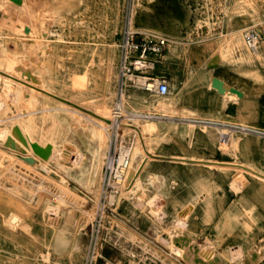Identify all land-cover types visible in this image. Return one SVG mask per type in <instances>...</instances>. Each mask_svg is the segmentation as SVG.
Returning <instances> with one entry per match:
<instances>
[{
  "label": "rangeland",
  "instance_id": "rangeland-1",
  "mask_svg": "<svg viewBox=\"0 0 264 264\" xmlns=\"http://www.w3.org/2000/svg\"><path fill=\"white\" fill-rule=\"evenodd\" d=\"M27 3L30 11L17 9L0 24V71L12 64L10 78L29 86L18 76L20 72L30 73L38 78L39 86L55 96L32 92L28 98L33 104L26 105L27 98L18 99L21 86L13 82L7 86V82L0 80V264H82L89 222L110 150L111 130L96 120L97 115L105 114L110 120L115 105L120 106L124 128L121 127V132L134 134L133 165L144 156L143 150L154 154L156 146L165 142L166 95L145 91L137 84L141 80L138 77L123 81L118 75L116 43L121 28L130 24L141 32L170 36L207 29L212 25L218 0H27ZM8 5V0H0V9L5 10ZM160 58L152 75L163 79ZM60 99L87 111L63 104ZM133 113L151 119L126 120L125 115ZM13 122L22 123L25 129L29 128L27 123L36 126L35 138L46 133L47 142L51 140L48 131H60L61 136L54 139L55 148L60 151L66 147L69 158H64L61 165L58 151L46 162L36 158L38 162L27 163L20 155L35 158L31 151L25 148L26 154H21L3 143L7 137L18 143L11 134ZM40 127L43 130H38ZM137 129L140 136L134 132ZM149 171L144 170L133 193L121 192L127 184L124 181L120 191L112 195L113 201L108 202L101 235L102 258L98 264H130L133 257L141 255L163 264H218L214 263L215 255L209 247L200 246L202 240H197V233L183 227L184 223H190L187 209L182 215L170 214V205L159 191L160 184L148 176ZM245 184L246 181L239 183ZM184 235L188 238L186 244L176 245L175 240ZM256 250L261 252L260 248ZM259 253L253 251L248 263H254Z\"/></svg>",
  "mask_w": 264,
  "mask_h": 264
},
{
  "label": "crops",
  "instance_id": "crops-1",
  "mask_svg": "<svg viewBox=\"0 0 264 264\" xmlns=\"http://www.w3.org/2000/svg\"><path fill=\"white\" fill-rule=\"evenodd\" d=\"M214 9L210 28L166 35L165 142L151 154L148 176L172 216L187 209L183 227L218 264H250L257 248L252 264H264V0H218ZM247 29L261 33L257 53L243 44ZM213 79L240 95L218 91Z\"/></svg>",
  "mask_w": 264,
  "mask_h": 264
},
{
  "label": "built area",
  "instance_id": "built-area-1",
  "mask_svg": "<svg viewBox=\"0 0 264 264\" xmlns=\"http://www.w3.org/2000/svg\"><path fill=\"white\" fill-rule=\"evenodd\" d=\"M243 44L247 50L257 53L262 42L261 33L255 29H247L242 34ZM172 39L166 35L153 32H141L130 24L124 25L119 33L116 48L118 52L117 71L119 77L125 81L130 77H138L145 81L142 84L145 91L165 96L169 92L167 83L162 78L152 75L156 61L163 54L165 47ZM122 96V92H121ZM119 105H115L110 128V150L105 158V170L102 188L93 217L89 222L88 242L82 264H98L102 258L100 246L104 228V216L107 204L115 192L120 191L126 179V170L130 153L134 145V134L121 132L122 114ZM136 133V131H134ZM223 140V138H222ZM122 183V184H121ZM130 264H163L152 257H141Z\"/></svg>",
  "mask_w": 264,
  "mask_h": 264
},
{
  "label": "bare ground",
  "instance_id": "bare-ground-1",
  "mask_svg": "<svg viewBox=\"0 0 264 264\" xmlns=\"http://www.w3.org/2000/svg\"><path fill=\"white\" fill-rule=\"evenodd\" d=\"M3 1H5V0H3ZM8 3H9V5L8 6H6L5 7V10L4 9H0V24H2V22L5 20V18H7V17H10L11 15H13V14H15L17 11V9H22V11H30L29 10V6H30V3H27V0H8ZM238 5V4H237ZM32 7V6H31ZM33 8V7H32ZM8 12H7V11ZM33 10V9H32ZM9 19V18H8ZM36 32V31H35ZM29 37H30V35H29ZM33 39H34V37H33ZM36 40H37V38H36ZM38 40H40V39H38ZM42 40V39H41ZM40 40V41H41ZM40 41H38V42H40ZM32 42H33V40H32ZM35 45V44H34ZM39 45V44H38ZM37 46V45H36ZM34 48H35V46H34ZM238 49V48H237ZM31 51V50H30ZM32 53V52H31ZM251 54V53H250ZM2 59V58H1ZM10 66H12V64L10 65V64H8V67H5L6 68V70H2V71H0V80L1 79H3L4 81H5V83L7 82V86L10 84V82H13V84H17L18 86H21V90H20V92L21 93H19V95H21V96H19L18 95V99L19 100H21L22 98H24L25 97V101H26V105H30V104H33L31 101H30V97H31V94H32V92H36V93H43V94H47V95H51V96H55V95H53L54 93H50V92H48L46 89H43L41 86H39L38 85V78L36 77V76H32V74H30V73H28L27 75H25L24 73H22V72H20V75H19V73H18V77H19V79H23V80H25V82L27 81L28 82V85L29 86H24V85H20V83H18V82H16L15 80H13L12 78H10V75L12 74V72H11V70H10ZM2 68V67H1ZM3 69V68H2ZM12 69V68H11ZM9 74V75H8ZM30 74V75H29ZM16 75H17V73H16ZM16 77V76H15ZM18 79V78H17ZM39 81H41V80H39ZM9 82V83H8ZM136 82H138L137 84L138 85H142V84H144L145 83V81H143L142 79L141 80H138V81H136ZM30 83V84H29ZM23 84V83H22ZM40 84V83H39ZM4 85V84H3ZM12 86V85H11ZM14 86H16V85H14ZM18 86H16L17 88H18ZM19 89V88H18ZM225 90H228V88H224ZM10 90V89H9ZM19 90H17V92H18ZM16 93V92H15ZM14 94V93H13ZM153 94V93H152ZM151 94V95H152ZM156 94V93H155ZM11 95V94H10ZM33 95V94H32ZM14 96V95H13ZM29 97V98H28ZM15 98H16V96H15ZM33 98V97H32ZM31 98V99H32ZM158 98V97H157ZM24 100V99H23ZM34 100V99H33ZM159 100V99H158ZM24 101V102H25ZM35 101V100H34ZM58 101H61L63 104H68V105H70V106H72V107H75V108H78V109H81V110H83V111H87L86 109H84L83 107L81 108V107H79V105L77 106V105H75L74 103H72V102H69V101H66L65 99H60V100H58ZM154 101V100H153ZM22 102V101H21ZM37 102V101H36ZM23 103V102H22ZM61 104V103H60ZM62 105V104H61ZM143 105H144V103H143ZM21 106V105H20ZM63 106V105H62ZM1 107V106H0ZM100 107V106H99ZM30 108L32 109L33 107H31L30 106ZM60 108H62V107H60ZM25 109V108H24ZM36 109V108H35ZM71 109V108H70ZM69 109V110H70ZM21 110H22V108H21ZM25 110H27V109H25ZM39 111V110H38ZM71 111V110H70ZM73 111H75V110H73ZM72 111V112H73ZM77 111H79V110H77ZM122 111V110H121ZM32 112V111H31ZM36 112V111H35ZM71 112V113H72ZM95 112V111H94ZM110 112V111H109ZM87 113V112H86ZM113 113V112H112ZM5 114V113H4ZM82 114H84V113H82ZM102 113H100V115H97V116H99V118L98 119H96V120H99L100 122H102V124H106V126H108V124L106 123V121L108 122V120H109V118H107V117H105V114H103V115H101ZM91 114H89V116H90ZM94 115L96 116V114L94 113ZM109 115V114H108ZM22 116V115H21ZM57 116V115H56ZM126 117V120H129V122L130 121H135V120H137V119H141V120H143V119H151V117H148V116H142V113H141V115H134V113L133 114H126L125 115ZM51 117V116H50ZM83 117V116H82ZM91 117V116H90ZM49 118V117H48ZM47 118V119H48ZM55 118V117H54ZM97 118V117H96ZM155 118V117H154ZM1 119V118H0ZM8 119V118H7ZM44 119V118H43ZM46 119V118H45ZM80 119V118H79ZM123 119V118H122ZM36 120H38V119H36ZM92 120H93V118H92ZM92 120H90L91 122L90 123H94V122H92ZM39 121H40V119H39ZM61 121V120H60ZM63 121V120H62ZM94 121H95V119H94ZM20 122V121H19ZM42 122H43V120H42ZM55 121H53V123H54ZM65 122V121H64ZM97 122V121H96ZM99 122V123H100ZM53 123H51V124H53ZM29 123H27V126L29 127L28 129H25L24 127H23V125H22V123H18V122H16V123H14L13 122V125H12V128H11V134H12V136L18 141V143L15 141V140H13L11 137H7L6 138V140L3 142L5 145H6V147H9V148H11L12 150H16V151H19L21 154H26V152H25V148H27L29 151H31L32 152V154L35 156V158L34 157H32V156H21L20 155V157L24 160V161H26L27 163H36V162H38V160H42V161H48L49 159H52V157H53V154L54 153H57L59 150H56V145H55V138H57V137H60L61 136V132L60 131H48V132H50V134H51V140H50V142L51 143H46L47 142V140H49L45 135H46V133H44V135H43V137H41V138H35V136H34V133H36V126H30V125H28ZM55 124V123H54ZM65 124V123H64ZM95 124V123H94ZM98 124V123H97ZM121 124H123V122L121 123ZM150 124V123H149ZM42 125H43V123H42ZM41 125V126H42ZM77 125V124H76ZM56 126V125H55ZM66 126H67V124H66ZM138 126V125H137ZM223 126V125H222ZM34 127V128H33ZM74 127V126H73ZM94 127V126H93ZM122 127V126H121ZM51 128H52V125H51ZM97 128H98V126L96 127V130H97ZM123 128V127H122ZM142 128V127H141ZM226 128V127H225ZM40 129H42L41 127L38 129V130H40ZM58 129V128H57ZM94 129H95V127H94ZM124 129V128H123ZM217 129V128H216ZM43 130V129H42ZM41 130V131H42ZM55 130V129H54ZM96 130H94V131H96ZM125 130H126V128H125ZM45 131V130H44ZM122 131V130H121ZM144 131V130H143ZM99 132V131H98ZM147 132V131H146ZM3 133V132H2ZM85 133V132H84ZM143 133H145V132H143ZM219 133V132H218ZM225 133V132H224ZM93 136H94V134H93ZM102 136V135H101ZM99 137H100V135H99ZM226 137V136H225ZM136 138V137H135ZM144 139H145V137H144ZM136 140V139H135ZM58 141H59V139H58ZM142 141V140H141ZM96 142V141H95ZM224 142V141H223ZM64 143H67V142H64ZM138 143V142H137ZM61 144V143H60ZM99 144V143H98ZM107 144H109V143H107ZM139 144V143H138ZM138 144H137V146H138ZM147 144H149V143H147ZM228 144H229V142H228ZM57 145H59V144H57ZM63 145V144H62ZM105 145V144H104ZM143 146V145H142ZM141 146V147H142ZM60 147V146H59ZM147 147V146H146ZM101 148V147H100ZM102 148H105V147H102ZM138 148V147H137ZM152 148V147H151ZM144 149V148H143ZM138 150H140V148H138ZM69 151H71V150H69ZM149 152V151H148ZM147 151H144L143 150V154H144V156L143 157H141V159L139 160V162L136 164V165H133V158L136 156L135 154V149L133 150V152H132V156H131V158L129 159V161H128V167H127V171H126V179H125V182L127 183H125L126 185H125V187L124 186H122V188H121V192L123 191V192H126V193H130V192H134V188H135V186H138V184H139V181H140V178H141V176H142V174H143V172H144V170L146 169V168H148V169H150V163H149V160H151V159H153L154 158V155H151V154H149ZM57 155L59 156V161L58 162H60L61 163V165L62 164H64V162H63V159L64 158H66L67 157V155H68V151H67V149H66V147H64V148H60V151H59V153H57ZM72 155V154H71ZM36 158H38V160H36ZM67 158H69V156L67 157ZM76 158V157H75ZM139 158V157H138ZM82 159H83V157H82ZM175 160H177V159H175ZM84 161V160H83ZM95 161V160H94ZM180 161V160H179ZM182 161H184V160H182ZM103 162V161H102ZM66 163V162H65ZM82 163V162H81ZM74 164V163H73ZM79 164V163H78ZM66 165V164H65ZM76 165V164H75ZM44 166H46V165H44ZM66 166H68V165H66ZM72 166V165H71ZM85 166V165H84ZM220 166V165H219ZM228 166V165H227ZM58 167V166H57ZM75 167V166H74ZM80 167V166H79ZM45 168V167H44ZM60 168V167H59ZM84 168V167H83ZM220 168V167H219ZM79 169V168H78ZM129 169V170H128ZM61 170V169H60ZM64 170V169H63ZM83 170V169H82ZM244 170V169H243ZM95 171V170H94ZM249 171V170H248ZM82 172V171H81ZM85 172V171H84ZM104 172V171H103ZM228 172V171H227ZM230 172V171H229ZM78 173V172H77ZM254 173H256V172H254ZM262 173V172H261ZM81 174V173H80ZM258 174H259V172H258ZM257 174V175H258ZM256 175V174H255ZM74 176H75V174H74ZM95 176V175H94ZM261 176V175H260ZM228 177V176H227ZM95 179V178H94ZM100 179V178H99ZM261 179V178H260ZM98 182V181H97ZM92 183V182H91ZM124 185V184H123ZM120 192V193H121ZM121 197H122V195H121ZM120 197V198H121ZM113 198H114V196H110V203L113 201ZM119 198V199H120ZM106 223V222H105ZM180 225H182L181 223H180ZM110 226V225H109ZM188 240V238H187V236H181V237H179V238H177L176 240H175V244L176 245H185L186 244V241ZM187 252H189V251H187ZM199 260L200 259H197L196 261H198L199 262ZM219 261V259H218V257H214V263H216V262H218ZM205 264V263H204ZM213 264V263H212Z\"/></svg>",
  "mask_w": 264,
  "mask_h": 264
},
{
  "label": "water",
  "instance_id": "water-1",
  "mask_svg": "<svg viewBox=\"0 0 264 264\" xmlns=\"http://www.w3.org/2000/svg\"><path fill=\"white\" fill-rule=\"evenodd\" d=\"M212 86L214 88H216L218 91H225L224 87L222 86V83L219 82L218 80L216 79H213L212 80ZM228 92L230 93H233V94H236L237 96H239V92H237L236 90L234 89H228ZM235 107L233 104H228L227 107H226V110H225V114L230 116V117H233L235 115V111H234Z\"/></svg>",
  "mask_w": 264,
  "mask_h": 264
}]
</instances>
